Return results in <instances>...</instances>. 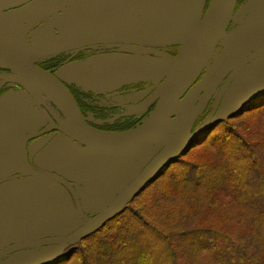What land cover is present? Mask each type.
<instances>
[{
  "label": "flooded vegetation",
  "instance_id": "obj_1",
  "mask_svg": "<svg viewBox=\"0 0 264 264\" xmlns=\"http://www.w3.org/2000/svg\"><path fill=\"white\" fill-rule=\"evenodd\" d=\"M210 1L201 0L202 17ZM141 8L142 5L131 16H121L114 25L106 21L98 24L93 35L86 34L84 28L70 31L74 25L69 23V17L59 20L55 16L29 31L31 37L24 42L27 47L2 43L53 74L72 94L88 126L109 134L126 133L145 123L157 104V100L152 99L162 82L155 78L159 69L145 65V61L155 63L160 58L157 53L174 57L183 44L174 29L158 33L147 31V22L138 18ZM39 34H44L43 49L41 57H36L28 48H33L31 41ZM51 34L59 39L60 46H68L65 51L58 47L51 50L61 52L48 51L53 41ZM67 35L69 38L64 39ZM263 36L264 0H237L232 19L209 66L220 51L228 49L231 56ZM257 53L252 49L243 60ZM263 61L264 52L235 76L232 71L224 78L196 121L193 132L203 126L216 109L221 91L227 87L219 106L225 100L231 103V91L239 83L238 77ZM142 62L143 65H135ZM13 75L11 70L0 67V251L20 242L63 237L80 230L147 168L163 148L160 145L165 143L155 141L135 160L115 162L116 155L95 152L63 132L62 124L67 120L60 107L42 91L31 92L17 82L6 80ZM260 98L263 99L264 94ZM147 103V107L140 108ZM158 147L160 150L156 151ZM71 246L74 245L68 244L66 252L63 249L49 262L62 260ZM59 247L24 248L2 257L0 264L45 263Z\"/></svg>",
  "mask_w": 264,
  "mask_h": 264
},
{
  "label": "trees",
  "instance_id": "obj_2",
  "mask_svg": "<svg viewBox=\"0 0 264 264\" xmlns=\"http://www.w3.org/2000/svg\"><path fill=\"white\" fill-rule=\"evenodd\" d=\"M259 98L211 124L118 214L49 264H264V129L242 133L245 122L232 124L247 112L264 118ZM198 144L203 151L184 159ZM181 202L191 211L176 221L168 208Z\"/></svg>",
  "mask_w": 264,
  "mask_h": 264
},
{
  "label": "water",
  "instance_id": "obj_3",
  "mask_svg": "<svg viewBox=\"0 0 264 264\" xmlns=\"http://www.w3.org/2000/svg\"><path fill=\"white\" fill-rule=\"evenodd\" d=\"M25 1L27 0H0V12L16 7ZM188 1H192L193 7L188 6L187 14H180L178 9L170 13L159 9H155L152 12L154 7L153 0H141V2L139 1L137 3V8L142 5V8L138 11V18L147 9L151 10L154 16V19H152L158 23H164L161 25V30L167 29V23L165 21L172 19L171 15L174 19L183 21L181 22L182 27L177 31L183 39V44L174 57L159 53L156 54L160 58L155 62L159 63V75H156L155 78L162 80L161 84L155 90L152 99V101L157 100V105L148 120L135 130L126 133L109 134L91 128L84 120L72 94L53 74L39 68L19 51L2 42H0V67L9 69L14 73L13 76L8 77L6 80L17 82L25 88H28L31 92H35L38 89L55 102L63 111L67 120V123L62 124L63 132L73 140L95 152L108 156L142 153L153 142L158 141L169 127H171L174 116H176L182 106L181 102L183 98L213 59L237 4V0H211L205 15L202 17L201 0H186L184 5ZM171 3L177 6L178 2L177 0H170L168 5L169 9H171ZM192 9H195L193 16L191 15ZM130 10L131 8L128 9V7L119 10L116 12L118 13L117 15L115 13L116 16L107 19L111 23L107 20H102L100 23L106 21L108 24L114 25L121 16L122 18L131 16L132 13ZM191 18L194 23H192ZM76 27L74 25V27L70 28V31L76 30L77 32L81 29L80 24L78 25V29ZM161 30L158 27H154L153 32L158 33ZM252 49H256L258 53L251 58L243 60L246 54ZM263 52L264 36L246 44L231 56L229 55L228 60L222 65L217 75L201 91L203 93L194 96L191 102L187 104L186 110H183L185 112L183 114L185 120L182 125L171 138L165 140V143H163L164 141L162 142L163 144L161 143L162 145L160 147H163L161 150L160 147L155 149L156 151L159 149L160 152L147 168L135 177L105 210L94 219L89 220L87 225L63 237H51L14 244L0 251V259L24 248L59 245L60 247L53 250L49 256L47 260L49 262L58 253L62 252L68 244L79 240L89 233L91 229L100 227L108 222L120 212L125 203L134 194L145 187L176 158L193 146L197 136L211 123L212 119H208L203 126L193 132L194 125L207 108L224 78L232 71V76H235L243 67L248 65L253 59L262 55ZM148 63H152V61H145V65H148ZM135 65H143V62ZM226 89L227 87L221 91L216 109L219 108ZM261 90L257 95L264 92V87ZM230 98L231 104L235 105L236 108L241 106V103L235 104L232 99V94ZM148 104H144L140 108H145ZM28 263L32 262L28 261ZM45 263L39 262V264Z\"/></svg>",
  "mask_w": 264,
  "mask_h": 264
},
{
  "label": "rangeland",
  "instance_id": "obj_4",
  "mask_svg": "<svg viewBox=\"0 0 264 264\" xmlns=\"http://www.w3.org/2000/svg\"><path fill=\"white\" fill-rule=\"evenodd\" d=\"M156 1V2H155ZM186 0H177V6L173 3L170 4L169 9V2L170 0H153L154 7L152 9V12H154L155 9L159 10H165L167 12H173L174 10L178 9L180 14H187L188 13V6L190 5L193 7L192 1H188L187 4L184 5V2ZM137 3L134 0H27L23 2L22 4L13 7L11 9L5 10L0 12V42H10L17 48H23V44L28 39V37H31L29 35V31L33 29L36 25L43 22L45 19H50L55 16H58L59 20H62L63 16L69 17V23L71 25H76L78 29V25L80 24L81 28H84V32L88 35H93V32H95L96 28L98 27V24H100V21L107 20L110 18H113V16H116L119 10H123L124 8H131L130 12L134 14L136 12ZM116 13V15H115ZM195 14V9H192V16ZM169 15V14H168ZM167 15V17H168ZM154 16L151 13V10L147 9L139 18H142L147 22L146 30L152 32L154 27H158L161 30V25L164 23H158L155 20H153ZM172 19L166 20L165 23H167L168 29H174L176 32L179 31V28H181V21L180 19H174L171 15ZM106 18V19H105ZM153 18V19H152ZM166 19V18H165ZM192 20V18H191ZM190 20V21H191ZM108 21V20H107ZM110 22V21H108ZM111 23V22H110ZM192 23L194 21L192 20ZM191 26V25H189ZM163 31V30H161ZM70 32V31H69ZM42 35H38V37H35L32 39V47L28 48L30 52L36 56L41 57V45H42ZM36 36V35H35ZM70 35H67L64 37V39L69 38ZM54 35L51 34V39L53 41L50 42L51 48H48V51L52 54H56L58 52H61L58 50V52L53 51L51 49H60L64 48L63 51L67 49L68 46H60L59 39L53 38ZM183 39L181 40V42ZM27 47V45L25 44ZM54 47V48H53ZM231 51L230 50H222L220 51V54L216 61L212 64V66H209L205 69V71L201 74L199 79L197 80L196 86L191 87L186 94V96L183 98L181 102V108L177 112L176 116L173 118V123L171 127L166 131V133L156 142L162 140L165 141V139H169L173 134L176 133V131L179 129V127L182 125L183 121L185 120V117L183 114V110H186L187 104H189L192 100V98L196 95H199L201 91L205 88L207 83L209 82L210 78L218 69L221 68V66L224 63V59L229 55ZM49 55V54H48ZM43 56V55H42ZM148 65H153L155 68L159 67V63H148ZM144 72H147L144 71ZM204 74V75H203ZM239 83H237L232 90V97L235 102H241L240 105H245L246 102L257 96L262 90V87H264V61L263 63L257 65L256 67H251L247 69L244 74L242 73L238 77ZM194 86V85H193ZM157 105V104H156ZM156 108V107H155ZM238 108L235 107V105H232L228 100H225V102L219 106L218 109H215L205 120L212 119L211 123L214 124L215 121H217L220 118L226 117L229 113H232L234 111H237ZM155 110V109H154ZM206 115V114H205ZM215 116V117H214ZM264 119L261 118L259 115L251 112H247L246 114H243L240 118H237L232 121V124L235 125L237 128L242 125L243 122H245L244 129H240L242 133H245L248 129L246 127H260L264 129V124H259L258 120ZM205 121V122H206ZM211 123L208 127L211 126ZM242 127V128H243ZM135 130V129H134ZM155 143V144H156ZM155 146V145H153ZM203 147L198 144L195 146L190 154L186 156L184 159H193L197 154L201 153L203 151ZM143 153H135L133 155L130 154H123V155H117L113 161L119 162V163H125L126 159L128 162L135 160L139 155ZM221 203L228 204L226 209L221 207V211L223 215L224 213L229 211H232L233 208L230 205L229 198L222 197ZM179 205L176 207H170L168 210H172L174 213V219L176 221L180 220L181 218L185 217V213H189L191 209L186 208L183 202L178 203ZM178 209V210H176ZM234 214V212H233ZM221 215H212L209 216V220L213 221H220ZM235 219V218H234ZM238 225V223H235ZM86 236V235H85ZM78 242V241H77ZM77 242H74L68 250H72ZM73 247V248H72ZM49 251V250H48ZM203 261V258H201ZM39 264V262L32 261V263H28L25 261H22L20 263H5V264ZM135 264H147L137 261Z\"/></svg>",
  "mask_w": 264,
  "mask_h": 264
}]
</instances>
